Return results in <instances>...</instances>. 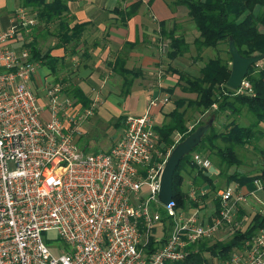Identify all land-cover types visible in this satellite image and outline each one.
I'll use <instances>...</instances> for the list:
<instances>
[{
  "label": "built area",
  "instance_id": "2783aa9c",
  "mask_svg": "<svg viewBox=\"0 0 264 264\" xmlns=\"http://www.w3.org/2000/svg\"><path fill=\"white\" fill-rule=\"evenodd\" d=\"M37 23V14L20 11L8 29L0 28V264H182L199 252L198 244L231 239L256 215L264 221L258 196L264 174L251 191L237 182L221 189L218 214L205 208L208 187L190 189L197 206L187 210L160 202L162 174L175 146L166 156L159 151L151 109L168 98L127 116L109 151L82 150L75 137L80 105L64 96L62 84L49 85L42 100L31 87L40 62L24 43L14 46ZM234 91L252 93L246 80ZM193 158L204 172L214 167L199 154ZM252 200L258 207L250 218L241 211ZM50 231L64 244L59 256L44 243ZM209 264H264V226L226 259L213 257Z\"/></svg>",
  "mask_w": 264,
  "mask_h": 264
},
{
  "label": "trees",
  "instance_id": "16d2710c",
  "mask_svg": "<svg viewBox=\"0 0 264 264\" xmlns=\"http://www.w3.org/2000/svg\"><path fill=\"white\" fill-rule=\"evenodd\" d=\"M27 2L29 3L25 0L26 4ZM141 4L137 2L125 10H116L121 25L126 26L128 21L138 14ZM174 4L188 10V16L194 23L192 26L195 31L197 29L199 36L189 43L184 35L177 36L175 29V31L169 29L168 22H161L160 35L169 40L167 45L169 58L174 60L184 57L194 46L198 51L197 57L203 59V52L206 49H219L223 45L227 46L226 52L230 57L229 60L220 56L209 59L200 69L199 76L193 77L186 72L178 71L182 83L181 90L191 97L179 98L175 102L176 107L167 116L170 119L169 123L155 126V132L159 136L158 149L166 156L172 147L183 142L199 127L212 123L201 143L191 154L183 158L176 169L173 177V201L177 210L195 207L197 204L190 200L186 184L190 182L191 186L197 189L208 187L210 191L206 198L211 196L214 198L215 214H218L221 210V202L217 194L221 189L237 182L253 190L255 178L259 174H264V166L260 168L262 172L254 176L240 171L231 173L234 167L241 170L243 164L238 156L237 147L255 145L259 137L264 134L263 129L260 128V125L264 124V60L260 65L252 66L246 76L245 80L251 85V94H237L227 87L232 72L230 42L235 43L241 56L245 58L264 55V0H175ZM34 6L37 7L36 14L39 20L48 25L60 22L69 12L65 0H54L50 4L36 0ZM61 26L63 27L58 35L60 44L55 47H66L78 42L85 28V25L78 24L71 29L65 22ZM27 46L31 49L32 59L35 61L41 62L51 57V49L46 54H42L35 43L31 42ZM122 72L127 77L132 75L129 72L133 71L123 68ZM130 86L128 82V90ZM72 91L83 107L90 106L91 100L82 90L75 88ZM190 109L200 117L192 130L187 121ZM244 110L254 116V121L248 126L241 125L236 119ZM224 118L230 119L231 122L223 131H219L215 124ZM177 136L178 142L175 139ZM257 150L260 152L258 147ZM194 154L210 160L219 174L208 176L207 172H204L194 161ZM217 179L219 181H216ZM222 179H225V185L222 184ZM263 226L264 221L256 215L251 219L246 231L236 232L231 239L218 241L212 245L210 241L198 244L199 252L190 255L182 264H209L213 257L226 259L234 248L251 238Z\"/></svg>",
  "mask_w": 264,
  "mask_h": 264
},
{
  "label": "crops",
  "instance_id": "0c3cea01",
  "mask_svg": "<svg viewBox=\"0 0 264 264\" xmlns=\"http://www.w3.org/2000/svg\"><path fill=\"white\" fill-rule=\"evenodd\" d=\"M27 1L29 3L26 4L25 0H0L1 29H8L12 25L16 13L20 11H26L29 16L36 15L37 7L34 6L36 0ZM42 1L50 4L54 0ZM65 1L69 12L63 20H60L61 23L54 22L48 25L38 18L37 26L32 32L29 34L23 33L24 41L14 42V46L20 48L23 47V43L28 45L33 42L42 54H46L51 49V57L40 62L31 84L32 89L42 100L45 98L46 88L49 85L62 84L68 90H74L75 88L82 90L91 100L90 109L93 108L94 113L98 105H101L105 99H124L130 112L127 115L118 117H127L129 115L144 114L153 99L182 98L181 94L184 93L180 87L182 83L179 80L178 73V71H181L176 68L179 67L182 57L172 60L163 56L165 54L162 52V46L167 45L166 42H169V40L161 37L160 24L161 22H168L169 29H175L177 36L184 35L190 43V34H188V28L185 26L187 23H192L190 22L191 18L188 16V10L184 11L183 6H175V0L173 3L172 0ZM150 1H152L151 4ZM137 2L142 3L138 14L128 21L126 26L121 25L116 10H125ZM63 22L67 23L71 29L78 24L85 25V28L78 42L66 47H55L60 44L58 35L61 27H63L61 26ZM198 36L199 34L194 30L192 32L193 39ZM193 49L194 46L190 50ZM199 61L203 62H200L201 65L198 66L197 76H199L200 69L205 62L204 58L199 59ZM173 67L175 68L173 69ZM123 68L133 71L129 72L132 75L126 77L122 72ZM181 70L193 77L196 75L195 73H189L191 72L190 69L188 71ZM167 71L174 73V76H171ZM128 82L131 84L129 90L127 89ZM122 90L129 92L123 98L121 95ZM169 104V102L161 103L152 108L153 120L162 122V117L166 115H161L159 109L165 105L168 107ZM79 105L82 111L84 107L82 104ZM45 116H48V114L45 113ZM242 116H244L243 113L236 118L238 122ZM230 122V119H222L217 121L215 126L219 131H223L224 127ZM105 124H102L101 127L103 133L109 132ZM97 128L99 129V127ZM260 128L264 131L263 123ZM122 129L119 125L117 129L119 133L117 130H110L113 134H122ZM82 131L83 134L88 132L84 127H82ZM94 134H97L96 130ZM256 144L258 149L260 148V162H262L260 168H262L264 166V134L259 137ZM261 172L262 170L254 174H248L254 176ZM218 174L219 171L215 168L212 175ZM216 181H219V179ZM192 187L190 182L186 184L188 191ZM243 188L246 192L252 190L248 186ZM258 196L264 201V191L259 193ZM208 201H212L213 204L210 208L208 207ZM213 201L212 196L205 200L207 205H205V208L211 214L216 210ZM256 207H258V204L252 200V203L244 207L241 214L250 212L248 214L251 218Z\"/></svg>",
  "mask_w": 264,
  "mask_h": 264
},
{
  "label": "rangeland",
  "instance_id": "374dc122",
  "mask_svg": "<svg viewBox=\"0 0 264 264\" xmlns=\"http://www.w3.org/2000/svg\"><path fill=\"white\" fill-rule=\"evenodd\" d=\"M173 1L174 0H172V3ZM183 10L187 11L185 7ZM192 24L194 26L193 22L191 24L190 23L185 24V26L188 28L187 29L188 34H190L189 36V40H191L190 42L194 40L193 39L194 37H192V32L194 31ZM196 32L198 33L197 29H196ZM166 43L167 45H169V42H166ZM227 50L228 48L226 45L221 46L219 49H214V48L206 49L203 52L204 54L203 58L205 61L203 65H205L209 59L217 58L218 56L222 57L223 59L229 60L230 56L226 52ZM167 53L168 51H166L164 53L165 55L163 56L168 57ZM197 55H198V51L196 47H194L193 50H190V52L187 55L182 57V59L179 62V67H176L177 70H180L181 72H183L181 69H185L186 71L190 69L191 72L189 73H195L196 74L195 76H197L198 66L201 65L200 62H203V61H199ZM231 64L232 62H230V65ZM174 68L175 67H173V69ZM167 72L171 76H174V73H171L170 71H167ZM94 93L96 92L94 91ZM63 94L66 98L70 99L76 105L81 104L80 102H78V100L74 96V91L64 88ZM121 95L123 98L127 94L125 93V91L122 90ZM181 96L191 97L190 94L189 95L181 94ZM178 99L179 98L172 97L171 99H169L170 104L168 105V107L170 108H168L165 105L161 109H159L160 114L164 116L166 115V116L162 117V122H158L154 120L155 126H161L163 124L169 123L170 119L167 116L176 107L175 102ZM110 105H112L111 109H110ZM88 109H90V106L87 108L84 107L78 116V122H79L78 127H79L80 133L75 134V137L77 139V144L82 150L86 151L87 153H100V152L109 151L121 139L122 134H123V129H122V134H113L110 129L117 130L119 128V125H120V128H124L126 117H118V116L127 115L130 112V110L127 108L124 102V99L121 100L119 98H117V100L113 98H110L107 100L105 99L101 105L100 104L98 105L95 113L93 111L94 109H92L91 116H86V110ZM242 113L244 116H242V118L239 120L240 124L245 125V126L250 125L254 121V116L247 113V110H244ZM199 120H200V117L198 116V114L195 113V111H193L192 109H190L188 112V116H187V121H189V128L193 129L197 125ZM104 123H106L105 126H107V128L109 129V132H106V133L102 132L101 127H102V124ZM82 127L87 129L88 132L86 134H83ZM97 127H99L100 130ZM89 129L91 130L89 131ZM95 130L97 131V134H94ZM175 139L179 140V137L177 136L175 137ZM255 145L257 147V144ZM255 145L250 144L245 148L237 147L238 156L242 160L243 164L241 166V170L240 169L237 170V168L234 167L233 169H231V173L236 172V171H240V172L242 171L245 173L254 174L256 173L257 170H260V166L262 162H260V152L258 150L256 151ZM260 146L262 147V145ZM222 184L225 185V179H222ZM212 205H213L212 201H208V207L210 208V206ZM161 211L163 213L165 211L164 208H161ZM224 233H225V230L221 232L220 236H225L226 234ZM225 237L223 238V242L226 240H229L228 238L226 239ZM43 240H44V243L50 248L53 255L55 256L60 255L59 249H62L64 247V244L63 242L59 240V235L57 234L56 231H50L44 234ZM219 240H220L219 237H217L214 241L210 242V245L218 242Z\"/></svg>",
  "mask_w": 264,
  "mask_h": 264
},
{
  "label": "water",
  "instance_id": "95a60500",
  "mask_svg": "<svg viewBox=\"0 0 264 264\" xmlns=\"http://www.w3.org/2000/svg\"><path fill=\"white\" fill-rule=\"evenodd\" d=\"M229 51L232 58V72L227 82V87L232 90H238L246 79L250 68L262 62L264 60V55H256L245 58L241 56L233 41L230 42ZM211 125L212 123L199 127L195 132L191 133L183 142L178 143L173 149L166 163L161 178L159 199L163 205L170 206L174 204L173 177L175 171L178 168L180 162L183 160V158L191 154L192 151L201 143L204 135L209 130ZM214 171L215 168L213 167L212 169H210V172L207 173V175L211 176Z\"/></svg>",
  "mask_w": 264,
  "mask_h": 264
}]
</instances>
